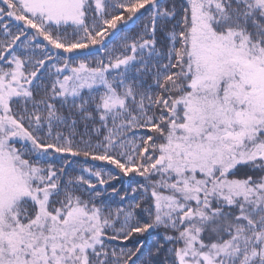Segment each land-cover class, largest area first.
<instances>
[{
  "label": "snow or ice",
  "instance_id": "1",
  "mask_svg": "<svg viewBox=\"0 0 264 264\" xmlns=\"http://www.w3.org/2000/svg\"><path fill=\"white\" fill-rule=\"evenodd\" d=\"M0 264H264V0H0Z\"/></svg>",
  "mask_w": 264,
  "mask_h": 264
}]
</instances>
